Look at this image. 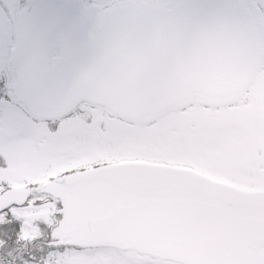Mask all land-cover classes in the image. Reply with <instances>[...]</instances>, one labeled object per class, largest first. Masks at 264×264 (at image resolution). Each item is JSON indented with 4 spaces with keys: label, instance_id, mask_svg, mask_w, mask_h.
Instances as JSON below:
<instances>
[{
    "label": "water",
    "instance_id": "obj_1",
    "mask_svg": "<svg viewBox=\"0 0 264 264\" xmlns=\"http://www.w3.org/2000/svg\"><path fill=\"white\" fill-rule=\"evenodd\" d=\"M98 17L106 43L60 83L47 107L84 99L137 119L185 101L195 87L231 91L257 62L254 28L238 19L215 17L185 33L173 8L128 5ZM15 190L57 196L67 234L76 238L70 244L135 249L182 264H264V189L126 162Z\"/></svg>",
    "mask_w": 264,
    "mask_h": 264
},
{
    "label": "rangeland",
    "instance_id": "obj_2",
    "mask_svg": "<svg viewBox=\"0 0 264 264\" xmlns=\"http://www.w3.org/2000/svg\"><path fill=\"white\" fill-rule=\"evenodd\" d=\"M97 14L106 8L150 4L171 8L168 0H96ZM262 38V37H261ZM260 65L234 101H212L196 91L181 107L155 116L131 120L106 107L81 102L78 114L63 120L54 130L31 121L22 114L0 113V123L9 129L23 127L15 138L21 149L18 160L0 171L18 181L14 187L35 183L41 186L51 177L78 169L98 159L139 161L193 169L210 179L243 190L264 188V38ZM259 61V60H258ZM54 113L39 111L37 116L56 120ZM44 196V197H43ZM43 197V198H41ZM39 199V200H36ZM33 198L46 205L48 215L36 221L32 234L42 232L37 224L60 227L62 215L47 194ZM62 238H69L67 228ZM34 236V237H35ZM55 264H179L166 259L121 250L113 246L85 248L69 246L57 255Z\"/></svg>",
    "mask_w": 264,
    "mask_h": 264
},
{
    "label": "snow or ice",
    "instance_id": "obj_3",
    "mask_svg": "<svg viewBox=\"0 0 264 264\" xmlns=\"http://www.w3.org/2000/svg\"><path fill=\"white\" fill-rule=\"evenodd\" d=\"M182 13L185 33L205 28L215 17L238 19L264 38V0H168ZM96 0H0V113L22 114L44 126L37 116L60 94V83L93 57L106 43ZM26 131L0 123V161L18 160L16 136ZM11 173L0 171V264H55L68 245L57 243L51 229L30 237L29 200ZM37 245H39L37 247Z\"/></svg>",
    "mask_w": 264,
    "mask_h": 264
},
{
    "label": "bare ground",
    "instance_id": "obj_4",
    "mask_svg": "<svg viewBox=\"0 0 264 264\" xmlns=\"http://www.w3.org/2000/svg\"><path fill=\"white\" fill-rule=\"evenodd\" d=\"M31 210V219L34 221H44L47 218L48 215V211H47V207L46 205H44L43 207L40 208H31L28 207ZM32 231H34L33 227H32ZM31 233L29 234L30 237H34L35 235Z\"/></svg>",
    "mask_w": 264,
    "mask_h": 264
},
{
    "label": "trees",
    "instance_id": "obj_5",
    "mask_svg": "<svg viewBox=\"0 0 264 264\" xmlns=\"http://www.w3.org/2000/svg\"><path fill=\"white\" fill-rule=\"evenodd\" d=\"M52 126H54V124H52ZM100 164H104V163L98 162V163H94L92 166H98Z\"/></svg>",
    "mask_w": 264,
    "mask_h": 264
},
{
    "label": "flooded vegetation",
    "instance_id": "obj_6",
    "mask_svg": "<svg viewBox=\"0 0 264 264\" xmlns=\"http://www.w3.org/2000/svg\"><path fill=\"white\" fill-rule=\"evenodd\" d=\"M261 37L259 36V39H260ZM261 49H263V44H262V42H261Z\"/></svg>",
    "mask_w": 264,
    "mask_h": 264
}]
</instances>
